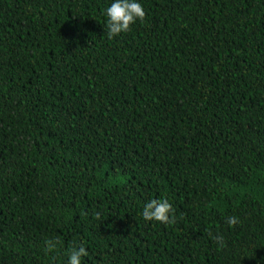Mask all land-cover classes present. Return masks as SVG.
I'll list each match as a JSON object with an SVG mask.
<instances>
[{"label": "trees", "instance_id": "1", "mask_svg": "<svg viewBox=\"0 0 264 264\" xmlns=\"http://www.w3.org/2000/svg\"><path fill=\"white\" fill-rule=\"evenodd\" d=\"M110 2L0 0V264H264V0Z\"/></svg>", "mask_w": 264, "mask_h": 264}, {"label": "clouds", "instance_id": "2", "mask_svg": "<svg viewBox=\"0 0 264 264\" xmlns=\"http://www.w3.org/2000/svg\"><path fill=\"white\" fill-rule=\"evenodd\" d=\"M145 12L140 0H111L105 9V27L107 36L112 38L126 33L137 20L143 21ZM172 206L166 199H151L147 201L141 210V216L145 221H158L171 223L170 215ZM229 225L235 224L236 218H227ZM87 255L83 245L72 247L67 253V264H82V258Z\"/></svg>", "mask_w": 264, "mask_h": 264}]
</instances>
